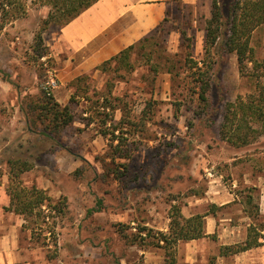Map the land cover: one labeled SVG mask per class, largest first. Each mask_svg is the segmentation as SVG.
Segmentation results:
<instances>
[{
  "label": "rangeland",
  "instance_id": "374dc122",
  "mask_svg": "<svg viewBox=\"0 0 264 264\" xmlns=\"http://www.w3.org/2000/svg\"><path fill=\"white\" fill-rule=\"evenodd\" d=\"M9 1L13 7L6 6ZM211 10L212 0L174 4L157 32L132 53V71L92 77L89 99L77 94L72 105L75 122L61 133L47 129L54 139L46 141L42 133L49 121L23 108L42 94L49 70L58 81V66L44 38L47 51L36 43L51 8L43 0H0V177L8 176L7 188L8 161L28 159L35 168L22 175L23 185L68 202L65 216L47 220L45 232L24 228L25 221L12 214V238L27 252L1 264H145L156 247L152 239L143 242L140 234L148 232L141 227L168 232L163 227L170 226L173 206L189 215L205 208L194 209L195 199L225 194L222 199L228 200L229 193L245 207L251 195L249 206L257 205L264 182V135L235 148L219 133L226 105L251 94L253 80L240 73L235 54L215 57L219 63L206 108L198 97L196 70L190 69L191 60L202 67L206 56L204 29ZM60 28L53 24L44 34ZM252 36L261 60L264 29ZM76 79L66 86V104L55 98L57 89L52 92L62 107L69 105ZM252 125L261 129L259 123ZM35 140L38 147L31 144ZM238 202L223 207L222 215L236 213Z\"/></svg>",
  "mask_w": 264,
  "mask_h": 264
},
{
  "label": "trees",
  "instance_id": "16d2710c",
  "mask_svg": "<svg viewBox=\"0 0 264 264\" xmlns=\"http://www.w3.org/2000/svg\"><path fill=\"white\" fill-rule=\"evenodd\" d=\"M44 5L49 6L51 11L46 19L42 21V29L37 34L36 43L45 51L43 45V34L53 24L64 27L71 21L89 9L98 0H43ZM14 3L9 1L7 7H13ZM10 13V12H9ZM10 15V14H9ZM165 21V20H164ZM205 58L202 67L198 62L192 61L190 69L194 72L195 85L198 87V97L204 107L208 108L209 95L213 83L211 74L214 72L219 60L215 57L223 58L225 55L235 54L238 60V67L243 76H248L253 80L254 90L247 97H240L234 103L227 104L223 113V122L220 124L219 133L221 139L235 148H244L252 145L259 136L264 135V58L259 60L256 57L255 49L251 46L252 35L259 28L264 29V0H212L211 17L205 21ZM160 26L142 39L138 44L133 45L119 55L104 62L98 70L102 73L110 74L126 69L132 71L131 56L135 49L146 41H149L152 34L157 32ZM42 50V51H43ZM48 52L41 53V56ZM252 65L249 68V65ZM152 71H158L154 66H150ZM172 70H170V73ZM90 76H81L73 83L75 92L72 95L69 105H60L52 95L46 91L36 99L25 104V111H38V120L49 121L45 131L42 133L44 139L53 140L52 134L47 129H56L57 133L70 127L75 122V114L72 105L77 104V94L88 93V82ZM104 98V97H103ZM106 98H104L105 100ZM155 104V103H154ZM22 109V108H21ZM205 110V109H204ZM203 114H205L203 112ZM201 116V115H200ZM253 123L261 124V129H256ZM31 128H29L30 130ZM32 132V130H30ZM54 133V132H53ZM105 136L107 132H102ZM45 145L48 142L42 140ZM39 140L31 142L32 146L38 147ZM45 145L41 147L45 148ZM59 147L66 149L59 144ZM119 149V148H118ZM9 183L6 191L10 198V205L6 209L9 212L20 216L24 221V228L32 226V231H43L48 224L47 220L55 219L58 216H65L68 209L67 198L61 197L58 200L51 198L45 190L37 187H26L22 182V175L35 168V163L28 159H10ZM254 190V189H253ZM253 197L247 196V206L253 203ZM102 202H99L101 205ZM48 211V212H47ZM173 213L170 216V226L168 232H153L141 227V231H147L146 237L140 234L145 242L152 239V245L156 248H165L168 253L167 263L175 264L174 248L181 240H195L206 237L204 232L205 215L198 214L186 218L177 206L172 207ZM255 219L259 215L257 205L249 206L246 210ZM55 229L52 227L51 231ZM259 229L251 226L248 230V238L245 243L222 248V253L237 254L250 250L261 245ZM162 243V244H161ZM50 256V254H49ZM51 259L54 256H50Z\"/></svg>",
  "mask_w": 264,
  "mask_h": 264
},
{
  "label": "crops",
  "instance_id": "0c3cea01",
  "mask_svg": "<svg viewBox=\"0 0 264 264\" xmlns=\"http://www.w3.org/2000/svg\"><path fill=\"white\" fill-rule=\"evenodd\" d=\"M193 1L195 0H98L66 26L45 33V45L58 66L59 86L54 93L57 101L67 103L69 92L66 91V86L76 78L87 75L97 78L100 73L103 74L98 68L104 62L138 44L157 29L174 4ZM0 180L3 181L0 185L1 264L9 263L10 256H26L27 250L19 245L18 239L12 238L14 213L5 209L10 204L6 191L8 176L4 175ZM259 189L257 220L246 211L248 206L245 207L244 202H238L231 193L228 200L222 199L226 196L223 194L206 195L191 202L194 209L198 206L205 208L189 215L183 212V215L188 218L197 214L205 215L206 237L179 241L175 250V264H264V182L260 183ZM237 202L240 206L236 213L230 214L228 218L222 215L220 210L223 207ZM254 220L261 225L258 227ZM251 226L259 229L260 246L237 254L221 252L224 247L245 243ZM167 229L168 225L163 227V230ZM150 252L149 256H145V264H166L162 256L164 249L155 248Z\"/></svg>",
  "mask_w": 264,
  "mask_h": 264
},
{
  "label": "built area",
  "instance_id": "2783aa9c",
  "mask_svg": "<svg viewBox=\"0 0 264 264\" xmlns=\"http://www.w3.org/2000/svg\"><path fill=\"white\" fill-rule=\"evenodd\" d=\"M49 77L48 80L44 83L43 89L48 93V95H52V92L58 88V81L56 79L55 72L52 70L48 71Z\"/></svg>",
  "mask_w": 264,
  "mask_h": 264
}]
</instances>
